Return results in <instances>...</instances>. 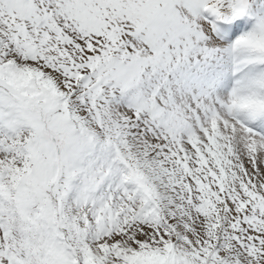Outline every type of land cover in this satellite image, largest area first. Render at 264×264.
<instances>
[{"label":"snow or ice","instance_id":"1","mask_svg":"<svg viewBox=\"0 0 264 264\" xmlns=\"http://www.w3.org/2000/svg\"><path fill=\"white\" fill-rule=\"evenodd\" d=\"M0 264H264V0H0Z\"/></svg>","mask_w":264,"mask_h":264}]
</instances>
